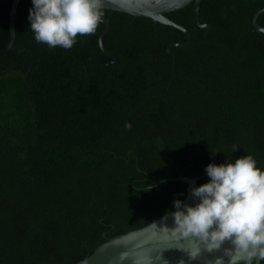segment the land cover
<instances>
[{
	"label": "trees",
	"instance_id": "trees-1",
	"mask_svg": "<svg viewBox=\"0 0 264 264\" xmlns=\"http://www.w3.org/2000/svg\"><path fill=\"white\" fill-rule=\"evenodd\" d=\"M12 3L0 0V50ZM31 7L19 1L0 54V264H75L186 198V182L161 180L200 185L209 163L246 154L264 168V32L253 24L264 0H202L208 33L194 3L168 12L191 35L172 48L170 89L179 28L104 9L118 58L103 64V22L70 50L48 48Z\"/></svg>",
	"mask_w": 264,
	"mask_h": 264
},
{
	"label": "clouds",
	"instance_id": "clouds-1",
	"mask_svg": "<svg viewBox=\"0 0 264 264\" xmlns=\"http://www.w3.org/2000/svg\"><path fill=\"white\" fill-rule=\"evenodd\" d=\"M104 16V0H32L29 29L38 44L70 50L78 36L95 34ZM205 171L209 180L191 189L195 203L174 201L170 238L188 242L179 249L189 261L207 251L222 253L216 264H264V168L246 154Z\"/></svg>",
	"mask_w": 264,
	"mask_h": 264
},
{
	"label": "water",
	"instance_id": "water-1",
	"mask_svg": "<svg viewBox=\"0 0 264 264\" xmlns=\"http://www.w3.org/2000/svg\"><path fill=\"white\" fill-rule=\"evenodd\" d=\"M19 1L13 0L9 21L11 40L4 49L0 50V54L9 50L15 40V16ZM201 2L202 0H104V9L126 12L135 18L149 17L155 22L177 27L187 36L186 41L174 42L167 47L168 52L173 58L172 74L169 83L170 89L175 78L177 64L176 54L172 48L186 47L191 40V35L189 29L173 21L166 14L184 8L190 3H194L196 21L208 33L212 30V24L201 23ZM263 12L264 8L260 9L253 18V24L262 32H264V26L259 23L258 17ZM103 23L105 27L99 36V45L111 60L107 62L101 61V63L113 64L117 60L118 54L108 51L104 43V36L110 29V22L106 16L103 18ZM84 62H87V58ZM171 179L186 182L188 184L187 196L184 201L186 203H195V200L191 196V189L194 186H199L198 178L181 174L176 178H165L153 186H157ZM170 212L142 227L111 237L96 247L90 255L75 264H180L181 260H184L185 264H216V258L222 254L221 252L209 253L205 251L196 261H189L186 252L179 249V247H187L188 242L185 241L182 245H178L170 238L169 232L167 231L168 228L173 226V217Z\"/></svg>",
	"mask_w": 264,
	"mask_h": 264
}]
</instances>
